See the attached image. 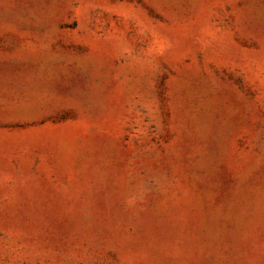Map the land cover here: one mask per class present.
<instances>
[{"label": "rangeland", "instance_id": "374dc122", "mask_svg": "<svg viewBox=\"0 0 264 264\" xmlns=\"http://www.w3.org/2000/svg\"><path fill=\"white\" fill-rule=\"evenodd\" d=\"M0 264H264V0H0Z\"/></svg>", "mask_w": 264, "mask_h": 264}]
</instances>
